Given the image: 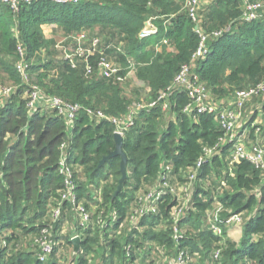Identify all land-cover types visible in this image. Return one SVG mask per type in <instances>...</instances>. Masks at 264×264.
I'll return each mask as SVG.
<instances>
[{
	"label": "trees",
	"instance_id": "16d2710c",
	"mask_svg": "<svg viewBox=\"0 0 264 264\" xmlns=\"http://www.w3.org/2000/svg\"><path fill=\"white\" fill-rule=\"evenodd\" d=\"M241 15L240 0H210L200 6L197 21L185 8V0H82L69 4L40 0L20 4L17 12L0 3V78L16 86L0 108V241H7L6 246L0 244V264H68L61 260V237L74 249L75 235L81 237L80 249L69 264H157L149 257L162 248L170 250L172 260L182 250L189 252L192 259L187 264H264V170L248 161L231 165L230 144L198 170L187 208L178 221L183 232L179 240L174 237L172 211L179 198L169 188L160 187L162 173L169 165L171 184L188 181L184 175L196 166L204 149L224 135L217 112H184L190 99L183 89L172 95L167 109L162 104L141 109L135 124L123 135L128 178L114 197L122 177L121 157H112L98 167L116 148L115 124L92 117L85 109L73 122L52 108L31 110V86L23 82L16 68L18 46L22 45L32 82L46 96L121 117L134 104L133 97L126 94L124 82L100 75L101 53L89 57L96 68L86 76V62L79 58L73 67L59 43L66 38V46L77 47L74 36L81 32L89 39L101 38L102 55L118 64L122 75L134 69L153 101L174 82L183 65L192 63L204 34L208 52L194 60V71L208 87L211 102L222 109L224 105L219 103L224 99L264 79V20L244 22ZM149 20L158 31L142 37ZM47 25H56L52 37L45 34ZM217 31L222 33L215 35ZM169 110L175 118L163 125ZM261 111L264 115V99ZM254 117L247 123L253 139ZM63 144L73 163L77 198L75 203L63 202L54 223V251L42 261L35 239L51 222L50 209L61 199L65 186L59 172ZM203 180L213 182L206 187L200 182ZM158 188L162 200L157 211L137 215L132 221L138 197ZM216 199L223 206L224 219L242 215L238 242L227 237L226 227L223 236L209 228L207 210ZM80 204L90 215L88 221L77 224L78 233L73 237L61 235L68 214L74 219ZM129 225L130 230L121 233ZM28 237L33 249L21 248V241ZM217 248L222 251L215 258ZM91 256L100 257L101 263H92Z\"/></svg>",
	"mask_w": 264,
	"mask_h": 264
},
{
	"label": "built area",
	"instance_id": "2783aa9c",
	"mask_svg": "<svg viewBox=\"0 0 264 264\" xmlns=\"http://www.w3.org/2000/svg\"><path fill=\"white\" fill-rule=\"evenodd\" d=\"M40 0H0V3L9 5L14 12L19 10L20 4L32 3ZM59 4L79 3L82 0H50ZM242 7L241 19L244 22H254L264 20V0H240ZM201 6L200 0H185V8L189 10L191 17L194 21L198 19V10ZM196 30L200 32L199 27ZM158 31L157 27L149 20L146 23L145 28L141 32L142 37H148L156 34ZM222 31H217L214 34L220 35ZM202 41L200 48L194 55V60L205 57L207 54V35L201 34ZM77 41V47L66 46V38L59 43L58 47L63 52V56L67 59L73 67L77 66V59L81 58L86 62L85 75L90 76L95 71V66L90 63L89 57L97 52L101 53V57L98 61V68L100 75L106 78L116 79L120 82H124L128 76L122 75V68L116 64L113 60L108 59L102 55L104 52L99 50L101 44V38L93 37L89 39L86 32H81L74 36ZM19 60L16 64L18 72L23 78V82L29 84V102L28 107L31 110H35L39 107L40 102L47 99L49 106L55 110L59 115L64 116L68 121L73 122L79 113L85 109L87 113L99 120L109 119L116 126V132H120L124 135V132L130 129L135 124L136 114L144 108L155 107L162 104L164 109L169 107L170 98L178 89H183L190 99L189 103L184 107V112L203 113L206 111L217 112V120L224 131V135L219 141L211 147L204 149L203 156L198 160L195 167H191L189 171L184 175L188 178V181L184 184H171L169 181L170 166H165V170L162 173V182L160 186L162 188H169L170 191L176 194L179 198V202L174 206L172 216L174 219V237L179 240L180 234L183 232L179 226L178 221L184 214L187 208L188 200L191 196V187L194 180L197 178V172L202 167L205 160L210 158L212 155L219 154L222 147L230 144V164L233 165L236 162L248 161L252 163L257 169L264 170V141L259 138L260 127H256L255 139H251L249 133L238 130V125L244 116V111L248 103H250L255 97H260L264 94V79L244 89L237 90L234 97L231 98L229 103L220 102V105H224L222 109L216 108L214 103L211 102V96L208 87L201 81L199 74L194 71L195 62L191 64H185L181 68L178 75L175 77L174 82L166 89L160 92L156 100L150 101L147 104L142 102H135L130 106L129 111L126 115L121 117L107 116L102 110H94L91 108H84L80 103H73L67 101L58 96L48 97L46 96L40 86L32 82L30 63L27 59L26 50L22 45L18 46ZM16 86L14 85H3L0 84V108L4 103L5 98L9 97L14 92ZM217 110V111H216ZM255 127L254 125H252ZM63 155L59 162V172L64 176L65 186L61 193V199L56 201L52 205L49 216L51 222L43 227L41 234L35 239V244L39 247L38 257L42 261L48 260L49 256L54 251V223L58 220L61 215L63 208V202L72 201L76 202V180L74 176L73 163L70 162L65 149V144L62 145ZM162 192L161 189L152 190L146 194H141L138 197L137 207L131 220L134 221L137 215L148 212H156L158 204L161 202ZM215 208L211 214L212 209L207 210L209 228L217 236H223L224 226L227 223L235 222L242 224L244 221L241 214H235L227 219L222 216L223 206L217 199L214 202ZM77 212L80 214L82 224H85L89 219V213L85 211L84 207L80 204L77 206ZM75 237V236H74ZM73 237V238H74ZM72 238V239H73ZM6 246L7 241L5 239L0 241V244ZM222 248H217L214 252V257L218 258L221 254ZM192 259V255L182 250L175 260L169 262V264H187Z\"/></svg>",
	"mask_w": 264,
	"mask_h": 264
},
{
	"label": "rangeland",
	"instance_id": "374dc122",
	"mask_svg": "<svg viewBox=\"0 0 264 264\" xmlns=\"http://www.w3.org/2000/svg\"><path fill=\"white\" fill-rule=\"evenodd\" d=\"M0 81L2 83H4L5 85H9L8 81L3 80L2 78H0ZM123 86H124L126 94L131 95L133 97L132 98L134 101L133 103L142 102L144 104H147L148 102H150V99L148 98V91L145 88V84L136 78L134 69H132L128 73V76H127L126 80L124 81ZM231 98L232 97L226 98L222 102L229 103ZM263 99L264 98L260 96L258 98H254L250 102V104H247L245 111H244V116L241 119V121L239 122L238 129L246 127L248 121L252 118V116H256V117H254L255 119L252 122V125H254L255 127H260L261 131L259 132L258 135L260 137L264 136V115L261 111ZM48 104L49 103H48L47 99H45V96H44V99L40 102L39 106H41V108H43V110L46 111V110L51 109ZM164 118H165V120H164L163 125H165L170 119H174L175 114L171 110L166 111V115ZM214 179H215L216 184H217V182H218L217 176H215ZM200 182H203L206 187H209V186H211L210 184H211V182H213V180L212 181L203 180ZM192 187H193V185H192ZM95 196H97L98 199L100 198L99 197L100 194L97 192L95 193ZM214 208H215V206H212L211 214H212ZM95 209H96L95 206L92 207L91 208L92 212ZM222 213H223V211H222ZM68 215L69 216L66 219V222H65L64 228H63V232L61 233V235L69 236V238H70V237H73L76 233H78V230H77L78 225L77 224H82V219H81V216L79 215L78 212H77V214L76 213L73 214V215H75L74 219H71L72 216L70 214H68ZM243 225H244V221L242 222V224L230 222V223H227L226 225H224V228L226 227V230H227V237L238 242L242 236ZM130 227L131 226L129 225L128 227L122 228L121 233H125V231H129ZM75 236H78V235H75ZM61 239L63 240V242L60 243L61 245L59 247L61 260H62V262L69 264L74 259V257H73L74 256V249L72 247H70V245L63 239V237H61ZM20 247L25 248V249H33L32 248V240L29 237L24 238L21 241ZM151 257H154L157 264H169V261L174 258L173 254L170 253V250H168L166 248L155 250V252H153L149 258H151ZM91 258H92V256H91ZM96 260L99 263H101V261H102L100 257L96 258ZM96 260L92 258V263Z\"/></svg>",
	"mask_w": 264,
	"mask_h": 264
},
{
	"label": "water",
	"instance_id": "95a60500",
	"mask_svg": "<svg viewBox=\"0 0 264 264\" xmlns=\"http://www.w3.org/2000/svg\"><path fill=\"white\" fill-rule=\"evenodd\" d=\"M115 141H116V148L115 150L111 151L108 155L104 156L103 159L101 160L98 169L103 167L107 161L112 158V157H121V174L122 177L119 180L118 188L116 192L114 193V197H117L119 192L124 186V182L128 178V156L123 148L124 145V136L120 132H115ZM73 242L75 244L74 246V252L77 253L80 249V242H81V237L75 236L73 239Z\"/></svg>",
	"mask_w": 264,
	"mask_h": 264
},
{
	"label": "crops",
	"instance_id": "0c3cea01",
	"mask_svg": "<svg viewBox=\"0 0 264 264\" xmlns=\"http://www.w3.org/2000/svg\"><path fill=\"white\" fill-rule=\"evenodd\" d=\"M210 0H200V2H201V6H204L205 4H207L208 2H209ZM52 27V28H51ZM56 27V25H47V26H45L44 27V30H45V34L48 36V37H52L53 36V34H54V28ZM224 104H225V102H223ZM248 104H250V103H248ZM49 105V104H48ZM50 107V106H49ZM51 108V107H50ZM240 132H242V131H245V132H247V133H249V136H250V129H249V125L247 124L246 125V127H244V128H240V129H238ZM250 138L251 139H253L251 136H250ZM259 138L261 139V140H263L264 141V136L263 137H260L259 136ZM254 139H255V135H254Z\"/></svg>",
	"mask_w": 264,
	"mask_h": 264
}]
</instances>
